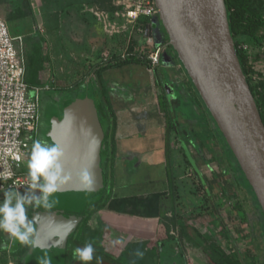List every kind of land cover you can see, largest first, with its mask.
Wrapping results in <instances>:
<instances>
[{"label": "rangeland", "instance_id": "374dc122", "mask_svg": "<svg viewBox=\"0 0 264 264\" xmlns=\"http://www.w3.org/2000/svg\"><path fill=\"white\" fill-rule=\"evenodd\" d=\"M37 2L42 19L40 24L45 33L39 31L33 36H27L29 61L31 55L33 56L35 53L36 43H42L44 50L47 38H49L48 32L59 30L62 25H64L62 27L63 32L59 36V44L55 46V49L62 52L66 57H69V54L72 57L71 51L73 50L80 53L79 56L88 53L91 47L90 40L95 37L100 40V45L103 44V47L107 45L102 55L103 60L125 56L130 51L131 46H134L137 52H141L150 46L145 33L140 32L137 26H127L125 19L117 15V11L120 12L122 8L116 7L115 0H109L105 5H101L98 0H37ZM1 5L0 17L8 18L13 33L28 34L30 32L29 25L38 24V17L31 0H5ZM52 7L58 8V11ZM46 8L50 9L44 11ZM22 10L28 15L25 17L16 16ZM94 10L104 13L107 22L111 25L106 27L105 22L100 21ZM148 21L153 22L154 37L157 44L162 45L164 27L160 19L158 16L143 17L141 23ZM47 23H49L48 26ZM50 24L52 25L50 26ZM105 28L107 32H105ZM63 39L65 40L64 43L62 42ZM247 44L250 45L254 56H256L255 54L259 53L261 44L255 42H247ZM169 49L167 51L171 52L172 49ZM173 52L174 58H177L176 52ZM144 56L148 59L147 52ZM43 57L44 61H48L47 55L43 54ZM68 57L66 59L70 67H75L74 75L66 74L64 76L65 82H59L54 77L55 74H52L49 82L54 89L40 92L43 98L41 114L43 113L47 117L48 122H51L52 119L62 120L67 107H70L77 100L90 97L95 99L100 106V103L104 102V98H102L104 91L103 87L99 86V78L89 76V71L93 70V67L90 69L93 66L92 63H88L84 55L76 64H74L75 60ZM256 60L259 61L260 66H263L261 68L264 70V58L261 59V55L257 54ZM49 62L52 63V60L50 59ZM146 62L145 66L150 67L149 60ZM44 69L52 71V68H44L43 66L42 70L44 71ZM159 70L164 73L167 72L164 63L154 68L155 76ZM36 75L31 83L44 86L45 74L43 80L39 77V73ZM251 80L255 84L264 81V72H253ZM107 85L104 80L106 91H108ZM180 96L182 97V95ZM178 114L184 115L187 119L198 116L196 112H193L191 106L185 103L178 110ZM198 119H196L198 122L190 121L189 124L183 123L181 126L182 130L188 129L194 138L193 142L191 141L192 145L188 144L192 153L189 149L181 147L182 144L177 137L172 139V143L176 147L179 146V150L172 149L171 157L175 164L174 167L171 166L175 186L174 198L172 199L173 208L167 212L164 207H161L157 214H153L152 219V221H157L159 227L167 223L170 226V233L164 246L158 252L156 260L161 264H214L210 244L217 242L225 248L228 254L242 259L244 264H264V235L262 228L257 225V217H262V211L257 208L254 214L250 213L248 222L242 221L235 206L239 203L245 208L250 205L247 192L249 186L242 181L243 190L235 183L229 163L234 158L230 155L229 149H226V143L220 133L221 142L213 141L210 132L212 122L208 112L203 114L201 119ZM213 124L217 127L214 122ZM215 131L217 132V129ZM178 134L183 135V131ZM183 140L187 141L185 138ZM114 150L117 151V149ZM192 155L193 162L199 171L191 162ZM239 174H241L240 171ZM38 190L30 188L23 190L20 194L35 191L39 195ZM113 196H115L114 191ZM3 198L4 193H1L0 201ZM216 204H219L218 208ZM122 206L123 208L126 207L125 204ZM34 208H37V205L27 206L26 213ZM124 212L128 214V212ZM93 221V229L88 232V236L92 238L93 235L92 242H97L100 247L105 249L106 238L110 235L107 234L108 227L104 226V231L107 232L102 231L103 228L100 229V215L98 213L93 216ZM225 227L229 228L234 236L243 231V234L247 235L248 238L235 242L224 230ZM96 232L99 234L97 235ZM9 236L10 233L0 230V264H17L19 256L22 255L21 253L14 254L11 250L1 251V249H6V240ZM26 244H22V251L26 249ZM9 247L14 249L16 245L11 241Z\"/></svg>", "mask_w": 264, "mask_h": 264}, {"label": "water", "instance_id": "95a60500", "mask_svg": "<svg viewBox=\"0 0 264 264\" xmlns=\"http://www.w3.org/2000/svg\"><path fill=\"white\" fill-rule=\"evenodd\" d=\"M31 1L40 24L38 2ZM155 1L169 38L163 46L176 52L264 213V122L237 53L226 0ZM147 36L149 52L157 44L152 25L148 26ZM99 107L90 97L75 101L67 107L62 120L54 121L49 133L60 153L56 160L60 168L55 182L57 191L49 196L60 207L85 209L105 188L102 157L107 144ZM194 167L199 171L196 164ZM81 219L41 212L33 261L53 264L56 261L53 244L63 243L56 259L65 264V243ZM93 254L100 261H108L98 253Z\"/></svg>", "mask_w": 264, "mask_h": 264}, {"label": "crops", "instance_id": "0c3cea01", "mask_svg": "<svg viewBox=\"0 0 264 264\" xmlns=\"http://www.w3.org/2000/svg\"><path fill=\"white\" fill-rule=\"evenodd\" d=\"M3 2L5 0H0V10H2L1 4ZM49 9L43 10L47 11ZM57 9L54 10L58 11ZM6 20L8 22V18ZM48 25L49 23H47ZM36 27V23H33L29 25L30 32L28 34L15 33L25 36L27 67V36H33L41 31ZM62 27L64 25L60 27V31L48 32L49 38H47L44 50L42 43H36L38 47L42 46V55L48 57V61L43 63L44 68H52L51 72L50 69H44L39 73L42 80L45 74V84H50L49 80L52 74H55L54 77L59 82H65L64 76L66 74L72 76L75 73V67L71 68L66 59L68 56H64L62 52L55 49V46L59 44V36L63 32ZM41 32L45 33V30ZM105 32H107V29ZM165 41L163 36L162 42ZM62 42L64 43L65 40L63 39ZM90 45L88 53L79 56L80 53L73 50L71 51L72 57L69 54L68 58L75 60L74 64H76L84 55L85 60L93 65L90 68L93 67V70L89 71V76L96 77L99 73L96 65L109 60L108 58L104 60L102 58L107 45L104 47L103 44L100 45V40L96 37L90 40ZM165 50L162 54L161 63L157 67L164 63L166 73L159 70V73L155 76L154 69L151 70L149 67L138 63H131L122 66L115 65L103 70L98 81L99 86L102 87H104V80L108 84L107 93L116 117L115 131L113 136L111 134L110 137L111 147L117 149L115 152V196L110 200V204L99 212L100 229L103 228L102 230H104V226H106L108 231L110 230L112 233L106 240H120L121 243V240L125 239L127 235L129 241H138L148 239L157 233V221H152L153 214H157L160 210L156 205V201L161 195L168 197L171 194L166 153L168 120L161 106L159 94L164 92L167 96L168 113L174 126L170 133V141L172 142V139L177 137L182 144L181 147H185V149L190 148L189 145H192L194 138L188 129H181L182 124L197 121L198 118L201 119V116L208 112L178 57L174 58V52L171 49H169L171 52L167 51L168 48H165ZM49 58L52 63L49 62ZM158 82L161 83L160 86L157 84ZM50 85L52 86V84ZM183 103L191 106L193 112H196L198 116H194L191 120L178 114V110L180 107L182 108ZM100 104L102 106V102ZM210 117L212 139L221 142L219 132L215 131L214 120L211 115ZM181 131H183V135L178 134ZM183 138L187 141L185 142ZM178 147L174 143L170 144L171 157L172 149L179 150ZM170 160L171 165L174 167L175 164L171 158ZM122 204H125L126 207L123 208ZM124 211L128 214H125ZM3 250L13 252L14 249H1V251Z\"/></svg>", "mask_w": 264, "mask_h": 264}, {"label": "trees", "instance_id": "16d2710c", "mask_svg": "<svg viewBox=\"0 0 264 264\" xmlns=\"http://www.w3.org/2000/svg\"><path fill=\"white\" fill-rule=\"evenodd\" d=\"M109 0H98L101 5H105ZM111 1V0H110ZM226 5L228 9L229 22L232 35L235 40V46L237 49V53L243 67V70L247 76V80L250 84L252 92L255 96L256 102L258 104L263 122H264V81L259 83H253L251 80V75L254 72L253 65L250 63V53L248 50L243 48V44L247 42H255L257 44H261L264 36L261 35V31L264 30V0H226ZM34 12V11H33ZM28 15L25 11H20L16 14L19 17H25ZM14 16V15H13ZM167 39L168 35L164 29ZM13 33V32H12ZM15 34V33H13ZM174 51V50H173ZM146 53V49L141 50V52H137L134 46H131L130 51L127 55L109 59L107 61H103L100 64H97L99 75L97 74V78H100L101 72L108 68H111L115 65L122 66L131 63H138L146 65L147 58H144ZM177 56V54H176ZM178 57V56H177ZM44 63V57L42 55V46L38 47L37 44L35 46V53L33 56L31 55L30 61L28 60V82L30 84L31 80L36 78V74L40 73L42 70ZM32 73V74H31ZM191 81V80H190ZM193 84V82L191 81ZM159 86L160 82L157 83ZM194 85V84H193ZM103 98L104 102H102V106L99 109V116L104 125V129L106 132V139L108 143V149L103 154L102 167L105 173L106 178V186L102 192L98 194L95 200L88 205L89 213L88 217L90 218L94 213L99 212L105 209L112 199L114 187H115V160H116V151L115 148L111 147V134L113 136V132L116 127V117L111 106L110 98L108 96L107 91L103 87ZM199 94V93H198ZM159 100L161 102V106L166 113V117L168 120L167 124V160H168V178L170 182V191L171 194L168 197L160 196L156 201V205L160 209L164 207L165 211L169 212L173 208L172 199L174 198L173 190L174 179H173V171L171 168V153H170V133L173 129V122L169 116L168 105H167V96L163 92L159 94ZM205 105V104H204ZM209 112V111H208ZM210 114V112H209ZM211 115V114H210ZM104 121V122H103ZM107 124V126H105ZM217 131L220 133L222 139L226 143L227 149L230 151V155L234 158L233 161L229 162L231 170L234 174L235 183L244 190V186L242 181L246 182L249 186L248 192V200L250 201V205L248 207H243L241 203L237 204L236 210L241 216L243 222H248V217L250 213H255L256 209L259 208L261 211V206L257 200V197L253 190L251 189L246 177L244 174H239L241 170L239 163L237 162L233 152L230 150L226 140L224 139L222 133L219 128L216 127ZM216 207H219V204H216ZM164 211V210H163ZM88 218V219H89ZM257 225L262 228L264 235V213L262 211V217H257ZM87 225L86 222L83 223V227ZM87 229V230H86ZM92 227L85 228V232H89ZM225 231L229 234L231 238L235 242H239L242 239H247L248 236L244 235L243 231L239 232L238 235L234 236L231 230L227 227L224 228ZM103 231V230H102ZM107 232V231H106ZM111 231H108V235ZM170 226L167 223H164L163 226L159 227L157 233L148 239L138 240V241H129L127 238L129 236L126 235L125 239L121 240H106L107 252L108 256L114 259L118 264H161L156 260V256L160 249L164 246L165 240L169 238ZM89 234V233H88ZM97 234V232H96ZM93 238V235H92ZM21 242V241H20ZM22 243V242H21ZM210 248L213 253L212 261L214 264H244L242 259L228 254L225 248L218 244L217 242H213L210 244ZM120 250V251H118ZM25 251V250H24ZM22 248H18L13 250L14 254L23 253ZM138 253H142L143 255H138Z\"/></svg>", "mask_w": 264, "mask_h": 264}, {"label": "built area", "instance_id": "2783aa9c", "mask_svg": "<svg viewBox=\"0 0 264 264\" xmlns=\"http://www.w3.org/2000/svg\"><path fill=\"white\" fill-rule=\"evenodd\" d=\"M115 5L122 8L117 15L125 19L127 26H137L146 36L149 25L154 30L152 21H141L143 17L159 18L155 0H115ZM94 11L106 27L111 25L104 13ZM36 28L44 31L41 24ZM261 35L264 36V30ZM163 45L156 44L154 49L146 51L151 70L161 63L166 48ZM243 48L250 53L254 72H264L256 60L257 54L264 58V38L256 56L249 44H243ZM27 75L25 36L13 34L7 20L0 17V194L10 189L20 193L30 189L33 183L27 162L33 143L39 141L42 87L31 85Z\"/></svg>", "mask_w": 264, "mask_h": 264}, {"label": "clouds", "instance_id": "9594fccd", "mask_svg": "<svg viewBox=\"0 0 264 264\" xmlns=\"http://www.w3.org/2000/svg\"><path fill=\"white\" fill-rule=\"evenodd\" d=\"M59 155L55 146H46L40 141L33 143L31 156L27 162L29 175L33 181L31 188L39 189L44 194L45 201L49 195L57 191L55 182L58 180L60 168L56 160ZM40 203L41 196L35 191L23 195L11 189L5 191L4 198L0 201V230L10 233L12 237L23 243H30L29 236L33 228L27 219L26 207ZM93 251V245L86 243L83 248L77 247L73 255L80 261L90 262L93 260ZM138 255L143 254L138 253ZM97 260L99 261V258Z\"/></svg>", "mask_w": 264, "mask_h": 264}, {"label": "flooded vegetation", "instance_id": "af4514ba", "mask_svg": "<svg viewBox=\"0 0 264 264\" xmlns=\"http://www.w3.org/2000/svg\"><path fill=\"white\" fill-rule=\"evenodd\" d=\"M163 35H164V41L166 40L164 42V44H165L169 40L167 39L165 32L163 33ZM170 49H172V48L170 47ZM41 87H42V91L41 92H43L45 90L49 91V90L54 89L50 84H45L44 86H41ZM51 99H52V97H51ZM41 102H43L42 94H41ZM41 108H42V103H41ZM56 120L57 119H52L51 122H48L47 117H45L43 113L41 114L39 141L42 142L43 144H45L46 146H55L58 149V147L55 144V142L49 137V133H50V131L52 129L54 121H56ZM103 127H104V125H103ZM105 142L107 144V149H108V143H107V139H106V132H105ZM171 143L172 142L170 141V144ZM105 152H103V154ZM102 160H103V157H102ZM38 191H39V195L41 196V203L39 205H37V208L31 209L28 213H26L27 219H28V221H30L31 226L33 228V232L29 236V240L31 242L26 244V249H25V251L23 253H21L22 255L19 256V260H18L17 264H36L33 261V259H32L33 258V247H34L35 236H36V231H37V221L39 219L40 213L43 212V211L57 212L59 214H64V215H67V216H78V217L82 218L81 222L79 223V225L68 236L67 241L65 243V249H66L65 264H118L114 259H112L110 256H108L107 246H105L106 248L103 249L102 247H100V245L97 244V242H92L93 238H89L88 233L85 232V230H84L85 228H88L90 226L93 229V222H94L93 221V216L96 213H98V215H99L100 211L94 213L89 218L88 217L89 209L87 208L89 204L87 205V207L85 209H78V208L67 209V208H63V207H60V206L56 205L55 202L51 199L50 196H48L47 201H45L43 199V196H42L43 193L40 192V190H38ZM84 222H86L87 225H85L83 227V223ZM104 232H106V230ZM54 239L56 241H58L59 237H56ZM11 241H13L14 245H16L15 249L23 248L22 244H24V243H21L18 239L12 237L11 235L6 240V246H7L6 248L12 249V248L9 247V244L11 243ZM86 243H91L93 245V249H94L93 252L98 253L99 255H101L104 258H107L108 261H104V260H101V261L99 260L98 261L94 257V254H93V260L90 261V262H83V261H80L79 259L75 258L74 255H73L74 250L77 247L83 248ZM53 245H55L54 247H56V249L54 248V253H53V256L55 257L54 259L56 261L53 264H61V263H59L57 261V259H58L59 255L61 253V250L64 248V244L63 243H60V244L55 243Z\"/></svg>", "mask_w": 264, "mask_h": 264}]
</instances>
